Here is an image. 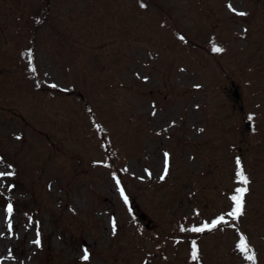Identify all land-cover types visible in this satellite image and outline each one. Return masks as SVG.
I'll use <instances>...</instances> for the list:
<instances>
[{
    "label": "rangeland",
    "instance_id": "1",
    "mask_svg": "<svg viewBox=\"0 0 264 264\" xmlns=\"http://www.w3.org/2000/svg\"><path fill=\"white\" fill-rule=\"evenodd\" d=\"M0 173V264H264V1L0 0Z\"/></svg>",
    "mask_w": 264,
    "mask_h": 264
},
{
    "label": "snow or ice",
    "instance_id": "2",
    "mask_svg": "<svg viewBox=\"0 0 264 264\" xmlns=\"http://www.w3.org/2000/svg\"><path fill=\"white\" fill-rule=\"evenodd\" d=\"M141 6L143 7L144 5H141ZM238 14L241 15V16L246 15V13H243V12H240V13H238ZM213 50L216 51V52H221V51H223V49H222V48H219V47H214ZM32 71H35V68H32ZM52 87H56V85L53 84ZM153 115H155V113H153ZM249 119H251V117H249ZM17 138L19 139V137H17ZM167 156H168V154L165 153V167H164V170H163V171H164V175H162V176L160 177L161 180H163V179H164V176L167 175V173H168V168H167ZM236 163H237V166L239 167V165H240V161L237 160ZM11 174H12V173H9V175H11ZM0 175H4V174H3V173H0ZM236 175L239 177V179H240V181H241V183H242L243 185H247V184L249 183L248 178L244 175L242 169H241L240 171H238V172L236 173ZM116 183H117V185H119V183H120L119 180H117ZM247 191H248L247 187H239V188L236 189V193H237V195H234V196L232 197V200H233V202H234V207L232 208V210H231L230 212L227 213L228 216H230V217H232V218L235 219V218H238V217L242 214V212H243V207H244L243 198H244V195H245V193H246ZM120 192H121V195L123 196V194H124V193H123V189H120ZM124 199H125V202H127V197H125ZM5 211L7 212V214H8L9 216H11V213H12V211H13V208H12V205H11L10 203L8 204V206H7V208H6ZM223 220H224V218L221 217V218L218 219V220H214V221H212L211 224H205L203 227L193 228V229H191V231H194V232H204L206 229L210 230V229L216 228L217 225H219L221 222H223ZM29 222L31 223V218H29ZM10 230H11V224H10V222H9V231H10ZM113 230H115V221H113ZM39 235H40V234H39V231H37L36 239L32 241V243H34V244L37 245V246H40ZM240 247H241V249H242L243 251H247V250H248V249H247V246L244 244L243 240L241 241V245H240ZM9 255H11V254L9 253ZM197 258H198V257H197V251H196V249H195V244L193 243L192 259L195 260V259H197ZM83 259H84L85 261H87V260L89 259V254L87 253V250L84 251ZM246 259H247L248 261H250V262H254L255 259H256V257H255L254 254H252V255H248V256L246 257Z\"/></svg>",
    "mask_w": 264,
    "mask_h": 264
},
{
    "label": "trees",
    "instance_id": "3",
    "mask_svg": "<svg viewBox=\"0 0 264 264\" xmlns=\"http://www.w3.org/2000/svg\"><path fill=\"white\" fill-rule=\"evenodd\" d=\"M263 1H264V0H263ZM245 176L248 178V181H249V183H250V181L252 180V179H251L252 176H251V175H247V174H245ZM249 183H248V184H249ZM248 184H247V185H242V186H238V187L232 188V189L229 191V194H230L229 196H230V198H231V202H230V206H229V212H230V211L232 210V208L234 207V202H233V200H232V197H233L234 195H237V193H236V189L239 188V187H247V189H248ZM247 193H248V191L245 193L244 198H243V202H244L243 212H242V214H241L238 218H235V219H234L235 222H237V223H239V220L242 219V216H243V214H244V211H245V209H246V207H247ZM220 218H221V216H218L217 218H210V219H207L206 222H205V221H201V222L195 224V226H194L193 228L203 227L205 224H211L212 221H214V220H218V219H220ZM223 218H224V220H223V222H221V223H225V222H226V218H225V216H223ZM231 218H232V217H231ZM236 228H237V227H236ZM235 231H236V233L239 235L237 250H238L239 252H243V250H242L241 247H240V245H241V241L243 240L244 244H245L246 246H249V243H248V236H247L248 233H247V231L244 230V229H235ZM189 243H190V245H189V251H190L191 259H192V252H193V243H194V244H195V249H196V251H197V257H198V258L195 259V260L192 259V261H195L197 264H199V263H200V257H199V252H198V247H197L196 241H195V240H190Z\"/></svg>",
    "mask_w": 264,
    "mask_h": 264
},
{
    "label": "water",
    "instance_id": "4",
    "mask_svg": "<svg viewBox=\"0 0 264 264\" xmlns=\"http://www.w3.org/2000/svg\"><path fill=\"white\" fill-rule=\"evenodd\" d=\"M245 126H246L247 128H249V127H250V124H249V123H246Z\"/></svg>",
    "mask_w": 264,
    "mask_h": 264
}]
</instances>
